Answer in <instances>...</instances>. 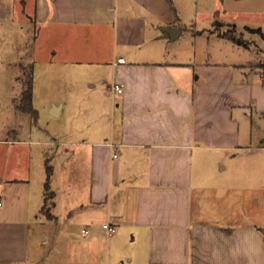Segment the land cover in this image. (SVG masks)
<instances>
[{
    "label": "crops",
    "instance_id": "obj_1",
    "mask_svg": "<svg viewBox=\"0 0 264 264\" xmlns=\"http://www.w3.org/2000/svg\"><path fill=\"white\" fill-rule=\"evenodd\" d=\"M261 2L0 0L5 15L14 18L18 10L31 22L34 41L53 57L65 63L88 58L95 69L90 86H107L88 107L94 118L83 125L75 119L45 159L46 167L56 163L49 218L60 225L42 239L51 236L54 253H66L55 259L50 253L49 264H264V227L254 212L207 205L211 197L223 206L226 198L239 197L240 178L251 188L247 202L255 201L264 140L251 145L254 133L242 132L241 123L246 110L264 107L263 74L255 66L264 55L225 60L232 49H249L254 37L264 39V28H241L223 16L252 15ZM215 22L252 36L238 44L221 36ZM160 26L180 32L170 39ZM185 32L189 45H174ZM115 83L123 84L122 93L111 89ZM65 105L52 112L61 114ZM209 151L224 161L221 173L230 166L212 181L205 172ZM46 176L36 211L44 203ZM202 189L203 204L196 197ZM106 222L115 233L107 234ZM28 239V221L0 219V264H41Z\"/></svg>",
    "mask_w": 264,
    "mask_h": 264
},
{
    "label": "rangeland",
    "instance_id": "obj_2",
    "mask_svg": "<svg viewBox=\"0 0 264 264\" xmlns=\"http://www.w3.org/2000/svg\"><path fill=\"white\" fill-rule=\"evenodd\" d=\"M236 2L238 0H226V5L232 6ZM20 15V11L16 10L14 18H11L2 10L0 11V219L28 221L29 247L38 250L37 261L41 264H49L50 253L53 254L52 259L61 258V255L66 253L61 254L60 251L54 253L55 243L51 236L46 241L42 239L44 232H55L60 225L59 220L52 222L49 218L50 200L53 196L47 198L45 202L43 194L44 203L41 210L35 209L39 188L45 179V159L50 156L47 154H51L55 147L54 139L61 138L62 131L72 130L75 119L83 125L94 118L88 107L94 94H97L101 88L106 89L107 86L95 88L90 86V83L95 80L92 73L95 69L93 64H89L88 58H82L80 63H65L53 57L47 51L46 44L41 43L39 39L34 41V26ZM223 17L235 22L241 28L244 25L264 28V4L263 7L262 2L256 6L254 13L249 16L230 20V13L225 12ZM213 28L220 34H234L247 39L252 36L247 32H239L226 23H216ZM186 34L185 32V36L174 45L181 44L187 47L191 35ZM253 39L255 41L250 43L249 49L239 47L230 50L232 57L225 61L237 63L261 58L264 55V39L259 36ZM262 60L264 62V59H258L255 66L264 76V66L260 65ZM30 73L33 74L32 104L36 109L35 117L20 111L17 107L21 103L23 81ZM98 80L101 83L100 79ZM62 101L66 102L62 113L54 114L52 111L55 105H60ZM246 111L245 118L242 116V132L249 134L253 131L255 138L251 139V145H255L264 140V107L253 106L251 110ZM204 155L207 159L205 172L212 178L211 181L218 174L229 173L230 166L223 173L219 171V165L224 161L219 160L218 154L215 155L209 151ZM257 155H260L258 160L262 165L254 172L255 201L247 202V197L251 195V188L248 192L243 184V178H240L239 197L233 195L229 200L226 198L224 200L227 202L226 206H223L224 203L221 202L212 203L216 201V198L211 197L207 205L212 204L216 207L215 209L223 207L225 210L232 205L231 210L234 212L241 213L244 210L254 212L256 223L264 227V151ZM49 164L56 167L54 159L50 160ZM200 170L203 179V165L199 163V176ZM14 177L27 178L29 181H14ZM196 197L198 201L202 200L203 204V189L197 190ZM86 229H89L88 226ZM33 249L31 251L34 254Z\"/></svg>",
    "mask_w": 264,
    "mask_h": 264
},
{
    "label": "trees",
    "instance_id": "obj_3",
    "mask_svg": "<svg viewBox=\"0 0 264 264\" xmlns=\"http://www.w3.org/2000/svg\"><path fill=\"white\" fill-rule=\"evenodd\" d=\"M216 23H219V22H215L214 25ZM232 27L235 29L234 26H232ZM254 31H260V28H256V29H254ZM220 35L227 37L229 39H232L233 41H235L238 44H244L245 45L243 37H237L234 34L231 35V34H226V33H223ZM260 65L264 66L263 60L260 63ZM32 78H33V74L30 73L29 76L23 81L24 83H23L21 98H20L21 103L19 105H17V107L20 111L30 113L33 117H35L36 116V109L33 107V104H32V97H33ZM263 82H264V76H263ZM46 173H47V176H46V181H45V202H46L47 198L53 196V192L49 190V179H50V176L52 173V166L47 165Z\"/></svg>",
    "mask_w": 264,
    "mask_h": 264
},
{
    "label": "built area",
    "instance_id": "obj_4",
    "mask_svg": "<svg viewBox=\"0 0 264 264\" xmlns=\"http://www.w3.org/2000/svg\"><path fill=\"white\" fill-rule=\"evenodd\" d=\"M122 59H119V61H121ZM111 89L116 92V93H122L123 92V84L121 83H115L114 85L111 86ZM103 228L105 229V231L107 232V234H112L115 233L116 231V226L112 225L108 222L103 224Z\"/></svg>",
    "mask_w": 264,
    "mask_h": 264
},
{
    "label": "water",
    "instance_id": "obj_5",
    "mask_svg": "<svg viewBox=\"0 0 264 264\" xmlns=\"http://www.w3.org/2000/svg\"><path fill=\"white\" fill-rule=\"evenodd\" d=\"M160 30L162 31L163 36H167L170 39H173L178 36L180 30L177 27L171 26H160ZM55 114V112H53Z\"/></svg>",
    "mask_w": 264,
    "mask_h": 264
}]
</instances>
